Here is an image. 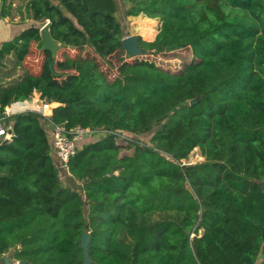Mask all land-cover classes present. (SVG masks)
Masks as SVG:
<instances>
[{
  "label": "trees",
  "instance_id": "obj_1",
  "mask_svg": "<svg viewBox=\"0 0 264 264\" xmlns=\"http://www.w3.org/2000/svg\"><path fill=\"white\" fill-rule=\"evenodd\" d=\"M125 3L126 16L160 21L152 40L136 36L139 48H188L193 58L176 71L123 61L118 0L25 4L59 45L88 53L65 85L28 71L1 84L0 111L37 92L57 103L55 124L105 133L77 148L65 168L74 185L64 186L62 161L42 149L46 118L18 114L14 135L0 141V264H255L264 243V0ZM39 32L29 26L3 43L0 65L8 54L20 65L32 41L41 47ZM113 56L121 63L111 78L99 58ZM154 127L149 143L116 141L117 131ZM195 147L203 159L183 163Z\"/></svg>",
  "mask_w": 264,
  "mask_h": 264
},
{
  "label": "rangeland",
  "instance_id": "obj_2",
  "mask_svg": "<svg viewBox=\"0 0 264 264\" xmlns=\"http://www.w3.org/2000/svg\"><path fill=\"white\" fill-rule=\"evenodd\" d=\"M125 0H118V10H117V16L120 20L121 26H122V32H123V38L126 36H133V39L135 40L137 35H141L146 40H152L157 33V30L160 25V21L157 18H150L145 15H139V16H126L124 13V10L126 8ZM44 23L38 24V26L42 27ZM135 51H128L125 48V56L123 61L126 62H140V61H148L152 62L166 70L176 71L179 68L182 67L184 61L189 62L193 56L191 51L187 49H181L176 50L170 53L166 54H150L144 51V49L138 48V46L135 43L134 46ZM88 53L87 49H75L68 46H62L59 45V48L57 49L56 53L52 54L50 51L42 49L39 47L36 43L32 45L31 50L29 53L25 56L24 62L25 67L28 72L33 74H40L44 73L47 75V78L54 82L57 85H65L67 84L71 78L76 74L75 71V65H74V59L78 56H85ZM116 57H109L107 59H100L99 58V64L100 69L106 72L109 77H114L116 75L119 64L121 62L116 61ZM50 61H53L52 68L53 71L49 67ZM54 72V73H53ZM44 123L42 125V132L40 135L41 145L43 151L49 152L52 150V147L49 145L48 135L46 133V129L44 127ZM157 127L152 128L151 131L143 133V134H133L126 131H117V138L116 141L119 145L125 146L130 140L138 139L140 141L149 143L151 135L154 133ZM22 131V130H21ZM25 136L29 133V129H24ZM23 131V133H24ZM100 137V136H97ZM97 137H87L88 140H95ZM132 149H127L125 147H122L120 149V154H130ZM193 151H195L194 155H191L189 153L187 159H183V163H195L198 161H201L203 158L199 154V149L195 148ZM59 179L61 181L62 185H67L68 183H71L72 180H70V176L62 165H59ZM71 181V182H70ZM5 258L4 260H9V254H6L3 256ZM2 258V259H3ZM1 262V260H0ZM15 262V261H12ZM17 262L16 264H18Z\"/></svg>",
  "mask_w": 264,
  "mask_h": 264
},
{
  "label": "built area",
  "instance_id": "obj_3",
  "mask_svg": "<svg viewBox=\"0 0 264 264\" xmlns=\"http://www.w3.org/2000/svg\"><path fill=\"white\" fill-rule=\"evenodd\" d=\"M30 101L28 102L27 99L23 100L25 107L21 111L13 110L11 108L13 104L11 105L10 103L3 107L2 111H0V141L10 140L14 135L13 125L18 114L27 111L39 113L51 124L54 153L66 168L67 161L76 153L82 139L91 136H102L105 133L103 128L82 127L78 125L67 128L64 124H55L51 120V113L52 108L57 105L56 102L41 100L40 98L34 102ZM17 262L19 261H15L13 264Z\"/></svg>",
  "mask_w": 264,
  "mask_h": 264
},
{
  "label": "crops",
  "instance_id": "obj_4",
  "mask_svg": "<svg viewBox=\"0 0 264 264\" xmlns=\"http://www.w3.org/2000/svg\"><path fill=\"white\" fill-rule=\"evenodd\" d=\"M28 0H0V47L3 43L12 40L16 36H18L23 30H25L29 26H37L39 24L38 21L33 20L28 17L25 12V4ZM48 22L47 20L44 22ZM36 42L32 41L30 43L29 51L32 48V45ZM25 62H23L18 66H13V55L8 54L3 58V64L0 65V85L11 82L20 76L23 72L27 71L25 67ZM32 100L30 102L36 101L39 98V94L34 92L30 97ZM29 102V101H28ZM13 110L21 111L24 109L25 105L22 101H14L10 103ZM44 127L46 129V133L48 135L49 145L52 147V132H51V124L48 120L44 122ZM88 141L87 137L80 141V145L86 143ZM49 154L57 161V157L54 153L53 147L52 150L49 151ZM255 264H264V243L262 249L256 259Z\"/></svg>",
  "mask_w": 264,
  "mask_h": 264
},
{
  "label": "water",
  "instance_id": "obj_5",
  "mask_svg": "<svg viewBox=\"0 0 264 264\" xmlns=\"http://www.w3.org/2000/svg\"><path fill=\"white\" fill-rule=\"evenodd\" d=\"M39 33H40L41 40H42L41 48L50 51L52 54L56 53L57 49L59 48V44L56 41H54L50 35L49 22L44 23V25L42 27H40ZM122 43H123L124 49L126 48L128 51H132V50L135 51L134 46L136 43V38L134 40L133 36H126L125 38L122 39ZM136 45H137V43H136ZM52 64H53V61H50L49 67L53 71ZM27 100L30 101L31 98L28 97ZM191 102H194V100H191ZM3 141H7V140H3ZM195 148H198V147H195ZM194 149H192V151L190 153L191 155L195 154V151H193ZM199 154L201 155L200 150H199ZM260 185H261L262 191L264 192V180L261 182ZM88 242H89V232H87V231L82 232L80 235V247L82 248L83 260L85 263L91 262V260L88 256V252H87L88 251ZM5 261L10 263L7 259ZM19 263L24 264L22 261H19Z\"/></svg>",
  "mask_w": 264,
  "mask_h": 264
},
{
  "label": "bare ground",
  "instance_id": "obj_6",
  "mask_svg": "<svg viewBox=\"0 0 264 264\" xmlns=\"http://www.w3.org/2000/svg\"><path fill=\"white\" fill-rule=\"evenodd\" d=\"M18 264H20V263H18Z\"/></svg>",
  "mask_w": 264,
  "mask_h": 264
}]
</instances>
